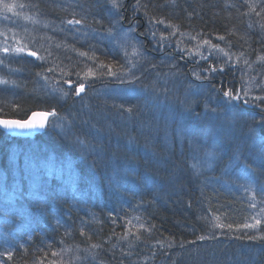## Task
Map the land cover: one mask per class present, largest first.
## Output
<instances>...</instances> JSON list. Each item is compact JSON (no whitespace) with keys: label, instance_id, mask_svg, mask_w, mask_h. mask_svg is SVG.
<instances>
[{"label":"trees","instance_id":"trees-1","mask_svg":"<svg viewBox=\"0 0 264 264\" xmlns=\"http://www.w3.org/2000/svg\"><path fill=\"white\" fill-rule=\"evenodd\" d=\"M11 1L49 26L29 32L36 62L0 55V117L56 115L0 129V264H264V111L241 105L249 77L264 97V0ZM189 74L241 84L236 120L214 99L197 118L158 107ZM113 75L145 92L97 95Z\"/></svg>","mask_w":264,"mask_h":264},{"label":"rangeland","instance_id":"rangeland-1","mask_svg":"<svg viewBox=\"0 0 264 264\" xmlns=\"http://www.w3.org/2000/svg\"><path fill=\"white\" fill-rule=\"evenodd\" d=\"M60 1H62L64 5H66L69 2H74L75 0H60ZM5 3L14 5L11 11H7L3 8V4ZM44 21L45 20L40 19L39 16L36 15L33 11H30L29 9H24L21 7V5L16 4L12 2L11 0H0V55H2L3 57L6 56L8 58L13 57V56H20L24 59L25 62L26 61L28 62L27 64L36 62V60H38L40 47L38 48H36L35 46L31 47V44L28 43L29 41L28 37L29 35H31L29 32H33L38 37L41 36L38 29H41V28L45 29L46 27L48 28L49 26L47 24L48 22L46 23V21L45 22ZM133 23L134 24H132L131 22L130 25L128 26H126L127 25L126 23L125 25L127 28L126 32H124V34H121V39H119L120 46L122 45L127 46L128 44H131V51L128 54L129 58L135 57L136 50L134 48H136L135 46L138 45V41L136 40V37L133 34L135 27H137L136 26L137 24L135 22ZM134 33L136 34V32ZM146 38L147 37L143 35L142 37L143 43L146 40ZM176 41L179 42L177 43V45L179 44L182 45V42H180L179 40H176ZM5 49H7L8 51H5ZM17 49H22V51H17ZM174 49L176 50V47H174ZM200 49L201 48H198L197 51H199ZM165 50L170 51L169 48H166ZM31 52H35L36 56L30 55L29 53ZM214 54L221 56L219 57V59H223V61L226 64H230L229 65L230 68H234L236 64V60H237L234 58H238V57H231L230 55L226 54V51H224L223 49L217 50L216 53ZM177 55H180L179 57L183 58L188 63H190L191 60H193L191 58L193 54L191 55V53H187V54L177 53ZM152 72L158 75V72L156 71H152ZM159 76H164V75L161 74ZM177 76H178V72H177ZM207 77H208L207 75L201 78H199L195 74L187 75V78L189 79V83L191 86L189 88L183 87L181 92L177 95V97L173 94V97L168 98L170 100L167 101L165 99V101L163 102H158L159 103L158 107H161V109L162 107H164L169 114H174L176 110H180L179 117L181 119L189 117L191 114H193L194 116L192 118H197V117H201L202 113H198L196 111L195 109L196 101L199 104L201 103V100H204L206 104L211 105L210 101L214 99L216 100L215 104L217 103V100H218V103L216 105L220 106V108L225 111L229 119H231L232 121L236 120V117H238V113H239V111L235 108V105H234V102L236 99H230L229 97L224 95V92L231 91V90H229L228 87L225 88L224 90H220L218 87L216 89L212 88V84H214V82L219 77L218 78L215 77L216 80L214 81L211 80L210 82L203 80V78H206L207 80L208 79ZM112 78H115L117 82L108 80L106 84L103 85L102 88H99L96 91L97 95L113 96L117 98H121V97L130 98L132 94L136 96V95H140L142 92H145L144 89H140V86L134 83V80H132L130 77H127L124 75H121V76L113 75ZM40 80L41 82H44L43 79L40 78ZM163 81L164 82H162L161 84L165 85V82H166L165 78ZM56 82L57 81H54L53 86L57 85ZM257 82L258 81L257 80L255 81L253 77L252 78L249 77L248 82H247L248 91L243 87L245 90V101H247V103L244 102L245 105L243 104L241 105L245 106L246 108L250 107L251 109H254L261 113L262 111H264V109L261 107V105H264V97L263 95L259 96L261 95L259 93V90L261 87H263V85L257 84ZM1 83H4V81L0 78V84ZM169 84H172V83H169ZM226 84L229 86L228 83ZM239 85L242 87L241 84ZM68 86L70 87L71 84H68ZM231 86H232V83H231ZM241 87H237L238 88L237 92H241V89H242ZM165 88L167 89L168 87H165ZM236 93H234V96H236ZM240 99L244 100L241 97ZM236 102L238 101L236 100ZM258 102H261V103H258ZM206 106L207 105L203 104L202 107L205 108ZM199 112H202V111H199ZM262 123L264 125V118H263ZM260 129H261L260 130L261 133H263L264 126H261ZM261 137L264 138V135ZM263 138L262 140H264ZM261 142L263 143L264 141H261Z\"/></svg>","mask_w":264,"mask_h":264},{"label":"snow or ice","instance_id":"snow-or-ice-1","mask_svg":"<svg viewBox=\"0 0 264 264\" xmlns=\"http://www.w3.org/2000/svg\"><path fill=\"white\" fill-rule=\"evenodd\" d=\"M113 6L114 7H118L119 5L116 4V0H113ZM14 7V5L11 4H3V8L7 11H11L12 8ZM81 21L76 20V21H68V23H80ZM5 51H8L7 49H5ZM17 51H22V49H17ZM32 56H36L35 52H31L29 53ZM82 55H86V54H82ZM84 90V85L80 84L77 88H76V93L77 95L82 92ZM224 95L229 97L230 99H238V96H234L232 94L231 91H226L224 92ZM245 103H247V101H245ZM41 116L43 117L41 120L36 121L34 119V117L36 116ZM56 113L55 111L49 112V113H33L32 116L33 118H29L27 120H0V126H3L5 129H20V130H29V129H34L36 127H40L43 128L45 126V119L47 116H55ZM257 223H259V221H257ZM251 227V226H248ZM201 239H203L204 237H200ZM10 255V254H9Z\"/></svg>","mask_w":264,"mask_h":264},{"label":"water","instance_id":"water-1","mask_svg":"<svg viewBox=\"0 0 264 264\" xmlns=\"http://www.w3.org/2000/svg\"><path fill=\"white\" fill-rule=\"evenodd\" d=\"M180 56V55H178ZM214 81V80H213ZM33 113H49L47 111H42V110H35V111H32L31 113H29L24 119H15V118H3V117H0V120H27L29 118H33L32 114ZM43 117L41 116H36L34 117V119L36 121H39L41 120ZM51 116H47L46 119H45V126L43 128H40V127H36L34 129H29V130H20V129H5L3 126H0V129L8 134H11V135H15V136H23V137H33L35 136L36 134L46 130L47 126H48V123H49V120H50Z\"/></svg>","mask_w":264,"mask_h":264},{"label":"bare ground","instance_id":"bare-ground-1","mask_svg":"<svg viewBox=\"0 0 264 264\" xmlns=\"http://www.w3.org/2000/svg\"><path fill=\"white\" fill-rule=\"evenodd\" d=\"M203 80H204V81H210V79H207V80H206V78H203ZM203 80H202V81H203ZM220 85L222 86V82H220ZM226 88H227V87H226ZM229 90H231V89L229 88ZM231 92H232V90H231ZM234 105H235V108H237V109H238V107H241V106L239 105V103H237V102H234Z\"/></svg>","mask_w":264,"mask_h":264}]
</instances>
